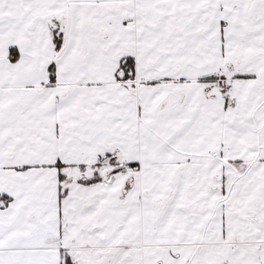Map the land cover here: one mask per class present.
Wrapping results in <instances>:
<instances>
[{"label": "snow or ice", "instance_id": "6c2138e0", "mask_svg": "<svg viewBox=\"0 0 264 264\" xmlns=\"http://www.w3.org/2000/svg\"><path fill=\"white\" fill-rule=\"evenodd\" d=\"M0 264H264V0H0Z\"/></svg>", "mask_w": 264, "mask_h": 264}]
</instances>
